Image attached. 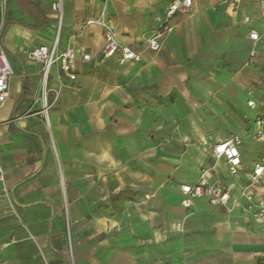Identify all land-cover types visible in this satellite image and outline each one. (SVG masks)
<instances>
[{"label":"crops","instance_id":"obj_1","mask_svg":"<svg viewBox=\"0 0 264 264\" xmlns=\"http://www.w3.org/2000/svg\"><path fill=\"white\" fill-rule=\"evenodd\" d=\"M56 1L7 0L5 15L0 6L14 73L0 107V264H175L188 244L192 254L195 223L224 228L235 195L263 193L248 179L264 157V141L251 139L264 108L247 102L264 93V0H192L156 52L144 40L172 0H62V15ZM90 19L141 60L104 58V30ZM54 44L74 50L75 80L50 68L46 122L41 66L27 54ZM231 135L240 138L236 177L210 152ZM202 174L229 192L225 204H183L181 187Z\"/></svg>","mask_w":264,"mask_h":264},{"label":"built area","instance_id":"obj_2","mask_svg":"<svg viewBox=\"0 0 264 264\" xmlns=\"http://www.w3.org/2000/svg\"><path fill=\"white\" fill-rule=\"evenodd\" d=\"M229 3H236L238 0H227ZM192 6V0H172L164 11L163 19L158 26L144 40V47L151 51H158L163 38L172 30L171 20L177 14H184ZM52 10L62 15L63 6L62 0H57L52 4ZM98 24L104 32L105 43L102 54L104 58L111 59L117 57L119 64L127 61L139 62L141 53L133 47H128L120 44L115 40L113 32L107 22L98 19H90L85 25ZM249 38L253 41L258 40L259 36L256 32L249 33ZM28 59L37 62L41 66V90L42 95L37 101L42 104L40 115L47 122V112L55 102H48L47 98V81L49 79L50 68L57 66L63 77L70 81L75 80V74L72 71V65L76 60L75 52L72 48H66L58 51L56 44L54 45H39L32 49L27 54ZM83 61L90 59L89 55H83ZM13 70L9 64L5 51L0 47V107L5 104L9 98V81L13 76ZM60 81V78H58ZM247 107L250 110L255 108H264V93L257 100H249ZM255 131L251 134V139L256 142L264 141V112L259 113L255 117ZM240 138L238 135H231L225 141L216 143L211 146V156L216 160H224L228 168V173L231 177H236L241 167V159L238 146ZM0 167V177H1ZM264 174V157L259 165H256L253 170L252 180H257ZM181 192L188 198L183 202L187 205L191 199L207 198L211 204H225L229 199V192L218 183H208L204 174L200 176L197 184L184 185L181 187ZM248 197L247 195H245ZM261 213L264 214V204L260 205ZM67 242L72 248L73 242L68 236Z\"/></svg>","mask_w":264,"mask_h":264},{"label":"rangeland","instance_id":"obj_3","mask_svg":"<svg viewBox=\"0 0 264 264\" xmlns=\"http://www.w3.org/2000/svg\"><path fill=\"white\" fill-rule=\"evenodd\" d=\"M6 3L7 0L0 1L3 15ZM254 146L248 143L244 146L250 167L257 159ZM248 183L259 184L263 193L254 195L247 188L235 195L231 203L236 207L227 212L224 228L216 220L195 223L192 254L188 244L189 251L187 254L179 251L175 264H264V214L260 211V205L264 204V174L257 180L251 177ZM175 230L181 232L183 222Z\"/></svg>","mask_w":264,"mask_h":264}]
</instances>
